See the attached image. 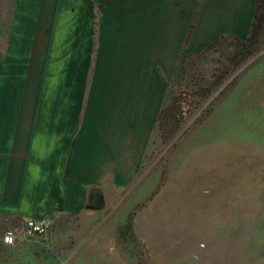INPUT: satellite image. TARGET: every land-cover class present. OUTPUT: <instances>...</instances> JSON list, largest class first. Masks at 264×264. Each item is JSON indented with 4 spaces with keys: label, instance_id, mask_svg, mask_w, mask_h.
Masks as SVG:
<instances>
[{
    "label": "crops",
    "instance_id": "obj_1",
    "mask_svg": "<svg viewBox=\"0 0 264 264\" xmlns=\"http://www.w3.org/2000/svg\"><path fill=\"white\" fill-rule=\"evenodd\" d=\"M256 6L15 0L10 17H2L9 27L0 52L4 232L35 218L49 223L55 240L66 226L77 236H103L106 217L126 201L123 214L146 200L147 153L186 45L244 40Z\"/></svg>",
    "mask_w": 264,
    "mask_h": 264
},
{
    "label": "rangeland",
    "instance_id": "obj_2",
    "mask_svg": "<svg viewBox=\"0 0 264 264\" xmlns=\"http://www.w3.org/2000/svg\"><path fill=\"white\" fill-rule=\"evenodd\" d=\"M14 3L0 0V52ZM236 43L186 45L169 100L180 130L155 129L146 200L106 217L103 236L66 226L55 240L50 226L7 248L0 224V264H264V46L235 66Z\"/></svg>",
    "mask_w": 264,
    "mask_h": 264
},
{
    "label": "trees",
    "instance_id": "obj_3",
    "mask_svg": "<svg viewBox=\"0 0 264 264\" xmlns=\"http://www.w3.org/2000/svg\"><path fill=\"white\" fill-rule=\"evenodd\" d=\"M256 3V13L252 20L249 33L244 40H237L235 49L233 50L232 61L235 66L242 64L248 58L260 51L264 46V0H256ZM221 42L222 41L218 40L213 46L220 44ZM217 85L220 86L221 83ZM169 100L170 94L166 104L162 108L156 128L163 122H170L172 121V118H174L171 123V128L173 127L172 131L174 134L180 130V126L178 125V119L176 118V111L173 113L170 109ZM172 114H174V116Z\"/></svg>",
    "mask_w": 264,
    "mask_h": 264
},
{
    "label": "built area",
    "instance_id": "obj_4",
    "mask_svg": "<svg viewBox=\"0 0 264 264\" xmlns=\"http://www.w3.org/2000/svg\"><path fill=\"white\" fill-rule=\"evenodd\" d=\"M50 225L45 220L27 218L19 226L10 227L2 235V243L5 246L13 247L24 238L19 235V232L25 236L43 235L48 232Z\"/></svg>",
    "mask_w": 264,
    "mask_h": 264
},
{
    "label": "water",
    "instance_id": "obj_5",
    "mask_svg": "<svg viewBox=\"0 0 264 264\" xmlns=\"http://www.w3.org/2000/svg\"><path fill=\"white\" fill-rule=\"evenodd\" d=\"M132 248V247H131Z\"/></svg>",
    "mask_w": 264,
    "mask_h": 264
}]
</instances>
